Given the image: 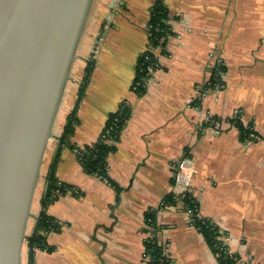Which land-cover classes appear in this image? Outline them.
<instances>
[{"label": "crops", "instance_id": "0c3cea01", "mask_svg": "<svg viewBox=\"0 0 264 264\" xmlns=\"http://www.w3.org/2000/svg\"><path fill=\"white\" fill-rule=\"evenodd\" d=\"M111 2L94 0L44 150L26 237L42 213L55 229L43 233L45 250L24 242L21 264H146L145 239L154 237L169 264H219L183 200L173 198L184 159L197 215L227 239L237 264H264V0ZM156 5L174 22L158 70L138 96L133 84ZM218 60L224 88L197 97ZM122 104L130 117L107 158L106 179L86 173L80 152ZM73 113V133L62 144ZM208 119L221 122L220 133ZM51 173L57 189L43 206ZM168 194L173 203L164 201ZM150 209L154 229L146 223Z\"/></svg>", "mask_w": 264, "mask_h": 264}, {"label": "water", "instance_id": "95a60500", "mask_svg": "<svg viewBox=\"0 0 264 264\" xmlns=\"http://www.w3.org/2000/svg\"><path fill=\"white\" fill-rule=\"evenodd\" d=\"M93 3L0 0V264H21L44 150Z\"/></svg>", "mask_w": 264, "mask_h": 264}, {"label": "trees", "instance_id": "16d2710c", "mask_svg": "<svg viewBox=\"0 0 264 264\" xmlns=\"http://www.w3.org/2000/svg\"><path fill=\"white\" fill-rule=\"evenodd\" d=\"M168 13L161 6H154L152 10V16L149 20V25L152 27H158L160 32L156 33L154 36L159 39L164 33L167 25L164 20L167 19ZM143 62V59L140 57L137 67V79L145 78L146 72L143 70L139 72L140 64ZM92 63L90 62L86 69V77L84 82L82 83V88L80 90V94L83 91L84 85L89 77L90 69ZM142 69V67H141ZM224 67H220L216 74L213 75V78L207 83V87L211 89H215V84L217 82H221V73H224ZM146 91L145 85L143 83L141 86L135 91L138 96H142ZM130 117V108L127 104H122L117 113L111 115L107 122L105 123V130L103 131L99 140L83 151L80 152V161L83 167V170L88 174L98 175L103 179L107 177V158L110 153L114 152L115 146L114 143L118 140L119 135ZM76 123L74 113L71 114L67 118V123L64 128V134L61 139V143L64 144L65 139L69 137L73 133L74 124ZM235 125L239 129L241 133V137L245 138V134L247 130L242 126L243 124L239 120H235ZM53 174H49L48 176V191L46 197L43 199V206H46L48 203L52 201V194L57 189L56 182L54 181ZM171 194H168L164 201H168L169 203H173V199ZM183 205L186 210L192 211V225L200 232L203 236L206 244L212 249L215 254L217 261L219 264H236L234 259L228 250L224 249L221 246V243L218 241L217 236L219 230L217 227L212 224L211 221L207 219H202L195 213V209H197V204L194 202L191 195H187L183 198ZM194 211V213H193ZM153 212H148L146 219H150L151 222H148L147 225L151 226L154 229L153 225ZM54 222L45 214L42 213L37 220L35 232L25 238L27 246L30 251L34 249H47L45 247V240L43 233H46L50 230L55 229ZM145 254L148 257L147 264H169V258L165 256L164 247L159 245L156 238H146L145 239Z\"/></svg>", "mask_w": 264, "mask_h": 264}, {"label": "built area", "instance_id": "2783aa9c", "mask_svg": "<svg viewBox=\"0 0 264 264\" xmlns=\"http://www.w3.org/2000/svg\"><path fill=\"white\" fill-rule=\"evenodd\" d=\"M174 19H170L169 16H167V19L164 20L167 28L165 29V33L164 35L157 39L154 35L156 33H159L160 30L159 28L156 27H152L149 25V31H148V46L146 51L142 54L141 58L143 59V62L140 64V69L139 72H142L143 70H145L146 72V76L145 78H140L139 80L136 78V81L133 84V91H136L141 84L143 83V85H145V87L147 88V86L151 83L152 81V77L155 73V71L158 70L159 64H158V57H159V53L160 50H162L164 48V45L168 39V36L170 34V32L172 31V23ZM223 64L222 62H220V60H218L215 65L213 66V75L216 74V72L218 71V69L220 67H222ZM142 67V69H141ZM207 85V83H206ZM205 84L204 86H199L196 88V93H197V97L202 98L205 97V95L207 94V92L209 91V87H207ZM224 88V85L221 82H217L215 84V90H222ZM240 116V113L238 111H235L232 115V121L238 120ZM208 122H210L213 125L214 128V132L216 134L220 133L221 129H222V124L219 120L216 119H208ZM105 130V129H104ZM250 139H254L255 135L253 133L249 134ZM187 161L186 159H184L179 166L176 169L175 173V178H174V185L176 187V191L174 192L173 198L180 200L179 202L182 203L183 198H185L187 195H191V183L190 180L188 178V165H187ZM172 198V199H173ZM155 209H150L149 212H153L154 213ZM188 213L190 214V216H192V211L191 210H187ZM194 213V211H193ZM195 213H196V209H195ZM192 220V218H191ZM151 222L150 219H146V223ZM150 237H152V235H149ZM218 241L221 243V246L224 247V249H226V238L222 237V233L218 232V236H217ZM227 250V249H226ZM165 251V250H164ZM165 256L166 255V251H165ZM235 261V263H238V259L236 257H232ZM143 259L144 262L147 264V260L148 257L147 255L144 253L143 255Z\"/></svg>", "mask_w": 264, "mask_h": 264}]
</instances>
